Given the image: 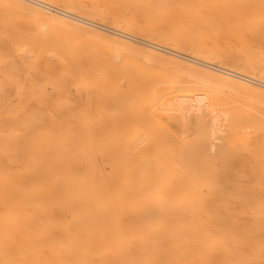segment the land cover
I'll return each mask as SVG.
<instances>
[{
  "label": "bare ground",
  "instance_id": "1",
  "mask_svg": "<svg viewBox=\"0 0 264 264\" xmlns=\"http://www.w3.org/2000/svg\"><path fill=\"white\" fill-rule=\"evenodd\" d=\"M5 1L128 52L141 51L149 59L163 58L193 67L224 85L264 96L262 81L254 82L249 76L198 62L200 59L192 56L182 57L180 51L163 55L160 50H164L148 40L142 43L128 36L117 38L99 26L87 28L77 21L90 18L71 9L42 0ZM123 1L127 5L143 4L151 14L157 13V19L145 30L151 38L180 49L191 41L197 54L220 62L238 55L264 78V0ZM83 10L93 15L88 7ZM128 18L127 26L119 27L141 33L143 29L132 13ZM204 28L227 33L236 43H229L231 49L220 45L210 49L197 32ZM79 75L103 108L115 107V118L121 117L123 107L133 110L141 102V97L121 87V81L110 80L104 70L95 71L93 76L88 72ZM179 98L172 109L179 113L178 121L184 128L185 114L200 113L202 106L198 103L203 99L197 98L198 106L190 110L186 97ZM162 99L151 98L145 106L147 122L156 133L164 127L153 114L165 104ZM11 117L0 125L21 121L15 114ZM68 118L62 117L66 122L60 131L20 133L18 129H0V264H264V138L256 144L249 142L239 128L240 122L230 121L226 142L200 161L193 150L196 141H182L176 156L168 142L157 141L136 128L127 139L142 145L138 151L141 160L133 162L130 153L138 147L134 145L136 149L128 151L130 147L125 150L120 146L129 131L117 130L109 137L106 131H94L95 122L87 118V132L77 133L70 129ZM214 119L199 118L201 141L225 134L222 124ZM236 157L242 160L239 167L231 162ZM249 157L254 159L253 165L243 162ZM32 196L36 198L34 203Z\"/></svg>",
  "mask_w": 264,
  "mask_h": 264
},
{
  "label": "rangeland",
  "instance_id": "2",
  "mask_svg": "<svg viewBox=\"0 0 264 264\" xmlns=\"http://www.w3.org/2000/svg\"><path fill=\"white\" fill-rule=\"evenodd\" d=\"M42 1L51 3L58 8L71 9L73 11L71 12L76 15L90 18V21H84L83 19V21H77L87 28L96 29L99 26L106 29L102 30L104 33L117 38L128 36L142 43H147L145 40H148L155 43L154 46L162 48L164 51L160 50V53L163 55L170 56L167 52L180 51L182 57L192 56L200 59L197 60L198 62L213 63L219 68L234 70L242 76H249L254 82H264V78H261L258 70L251 69L252 66L238 55L233 56L228 62H220L210 59L209 56L197 54L193 50L194 43L191 41H187L185 48L180 49L170 42L151 38L145 30L150 21L157 19V13L151 14V11L143 4L127 5L123 0H66V6H69V8H66L64 5L65 0ZM82 7L83 9L87 7L91 9L90 12L93 15L90 14V16L87 12L85 13ZM27 10L5 0H0V121L9 122L12 118L11 115L14 116V114L15 117L19 118L18 120H21L17 124L10 122L6 125H0V129H18L17 131L20 133L36 129L60 131L65 128L63 124L66 122L62 117L70 116L68 118L71 122L70 129L77 133H85L87 132L84 131L86 130L85 119L90 118L95 122L93 130L97 133L106 131L107 136L111 137L114 135V131L121 129L129 131L124 134L120 146L125 150L130 147L128 151L133 150L134 145L138 147V149L134 147L136 149L135 152L132 151L134 154L130 153L132 155L130 160L133 162L141 160L138 151L142 145L127 141V139L134 134L136 128L149 133L148 136H154L157 141L163 139L168 142L176 156L180 154L182 141L188 139L196 141L192 145L195 147L194 152L200 156V161L211 157L218 147L226 142V131L229 128L230 121L238 120L240 122L239 128L242 134L248 136L247 140L249 142L256 144L264 138L263 95L249 93V91H244L234 85H224L225 83L222 84V81L216 80L214 77L193 67L191 69L184 67L182 64L170 63V61L163 58L152 57L150 60L148 55L146 57L141 51H139L140 53L138 51L134 52V50L128 52L127 49H122L114 43L104 42V40L83 31L62 27L46 17ZM130 13L143 29L141 33L137 34L130 29L122 30L119 27L127 26L129 23L128 14ZM86 14L89 17L85 16ZM46 26L48 27L46 28ZM59 26L65 28L64 31ZM119 29L124 32H118ZM197 32L204 37L210 49L214 45L231 49L233 45L229 43H236L227 33L217 34L215 30L209 28L200 29ZM22 48H25L26 52L24 54ZM48 52L51 56L54 53L55 56L52 58ZM180 59L178 60L182 61V58ZM244 62H247L246 65H244ZM97 70L106 71L110 80L121 81V87L129 88L135 96L141 97L138 106L133 110L123 107L120 118L113 116L115 107L105 106L106 109L103 108L96 101L93 91L84 86L79 78L81 72H88L93 76ZM157 96L163 97L162 100L165 104L159 106L161 109L158 108L153 112L154 116L160 119L164 126L160 132L156 133L147 122L148 116L146 115L145 106L150 104L151 98ZM181 97H184V100L186 97L187 104L190 103L189 105L193 107V109L190 107V110H195V105L202 106L200 113H197L198 115L196 113L185 114L184 120L187 126L184 128L180 127L179 113L172 109V105L178 101V98L183 100ZM197 98L199 100L203 99V101L200 100L196 104ZM40 99L43 102L39 101ZM65 101H67L66 104ZM202 102L205 103V106ZM168 104L171 105V107L169 106L170 109L167 108ZM164 108H167V110H164ZM35 115H39V120L32 119ZM201 117L204 121L215 118L217 123L222 124V132H225V134L221 133L220 135L218 133L222 139L211 136L201 141L198 131L199 118ZM28 119L32 120L29 122ZM21 122L23 123L21 124ZM257 123L260 124L257 125ZM246 127H249V130L247 128L248 131ZM246 159L243 162H248V165L255 163L251 157ZM216 162L221 161L216 160ZM231 162L239 167L242 160L240 161L236 157ZM253 182L249 185L254 184ZM31 201L34 203L36 198L32 196Z\"/></svg>",
  "mask_w": 264,
  "mask_h": 264
}]
</instances>
